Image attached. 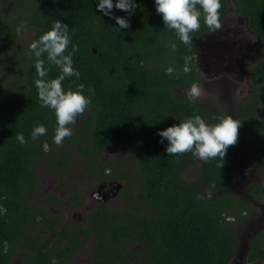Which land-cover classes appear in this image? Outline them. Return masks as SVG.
I'll use <instances>...</instances> for the list:
<instances>
[{
    "label": "trees",
    "instance_id": "obj_1",
    "mask_svg": "<svg viewBox=\"0 0 264 264\" xmlns=\"http://www.w3.org/2000/svg\"><path fill=\"white\" fill-rule=\"evenodd\" d=\"M234 1L250 18L260 55L251 71L253 87L232 116L240 121L237 142L223 160L200 161L203 183L221 192L208 197L182 176L191 153L168 155L167 140L162 144L157 135L158 129L194 114L209 123L230 115L177 90L202 84L195 39L210 32L203 23L186 46L165 28L154 0H135L130 16L113 8L112 17L96 10L98 0H0V264H77L74 259L89 246L91 257L82 264H230L239 246L236 221L254 207L230 191L240 167L242 136L245 166L264 171V119L257 111L264 99V0ZM227 9L222 0L221 17ZM115 16L127 17L130 27L114 29ZM57 19L68 25L79 46L73 66L80 79L66 77L63 86L94 90L91 105L70 125L73 134L61 145L53 142L54 112L41 107L37 95L36 58L29 54V43L21 41L28 29L34 30L31 41L38 39ZM71 50L70 44L66 54ZM186 57L190 73L183 71ZM41 59L47 78L59 75L46 54ZM168 66L175 68L171 78L165 74ZM36 125L48 131L33 140ZM17 133H23L25 144L17 142ZM72 145L86 164L78 173L74 169L81 161L73 159ZM118 146L131 148L125 158H102ZM39 164L62 172L61 182L66 177L74 183L81 177L124 182V207L100 203L84 213L82 222L64 225V216L44 205L59 203L56 194L36 192ZM252 189L258 194L262 184ZM76 193L73 203L79 206L85 197ZM248 258L264 262V232L252 241Z\"/></svg>",
    "mask_w": 264,
    "mask_h": 264
},
{
    "label": "clouds",
    "instance_id": "obj_2",
    "mask_svg": "<svg viewBox=\"0 0 264 264\" xmlns=\"http://www.w3.org/2000/svg\"><path fill=\"white\" fill-rule=\"evenodd\" d=\"M155 10L170 31H173L180 43L190 45L192 33L201 29L203 23L209 31L221 28L222 0H154ZM137 7L135 0H98L96 10L105 16H113V8L133 14ZM118 31L130 27L127 17L115 16ZM71 44V52H67ZM172 51L176 45H171ZM29 54L36 58L35 68L37 79L34 81L41 107L51 109L56 118L53 142L61 145L66 137H71L73 130L70 125L76 122L92 103L94 90L85 89L83 84L77 89H65L63 81L66 77L80 79V72L74 68L73 56L79 51V46L72 42V37L67 24L57 19L50 29L39 35L38 39L28 44ZM46 54L47 60L59 69L55 78H47L48 72L44 67ZM185 73H190L191 58H185L183 67ZM165 74L170 78L175 74V68L168 66ZM87 92V95H85ZM201 87L192 83L187 90L189 100L195 102L201 96ZM179 123L172 124L164 129H158L157 135L160 143L167 140L165 151L168 155L191 153L202 162L215 158L223 160L229 146L234 145L238 139L240 121L231 115H224L214 123H209L201 115L194 114L178 119ZM44 125H36L31 130V138L47 134ZM16 140L19 144L26 143L23 133H17ZM47 147V145L45 146Z\"/></svg>",
    "mask_w": 264,
    "mask_h": 264
},
{
    "label": "rangeland",
    "instance_id": "obj_3",
    "mask_svg": "<svg viewBox=\"0 0 264 264\" xmlns=\"http://www.w3.org/2000/svg\"><path fill=\"white\" fill-rule=\"evenodd\" d=\"M11 8L12 7H10L9 9L10 12L12 10ZM221 25L222 26L220 29L215 30L209 37L204 38L203 41L198 42L196 40V63L202 79V84L200 85L202 94L196 99L203 101L206 105L209 106L213 104L220 105L231 116L236 118L238 114L239 103L250 93L253 86L251 71L258 64L260 48L258 42H255L252 35H250L251 33H248V29H246V20L239 15L238 10H236L233 5L230 7L228 18ZM33 35L34 30L28 29L22 34L21 41L25 44L30 43L31 37ZM219 45L223 48L229 45L231 50L224 51V53H222L220 57H216L215 55L217 54V52H219ZM223 55L224 57H222ZM3 66L6 67L4 62ZM177 90L185 91L187 94V90L179 88H177ZM257 111L260 117L264 118V99L258 104ZM69 148L71 149L73 159L76 161H81L80 163H78V166L75 167V172L85 170L86 164L82 161V157L78 150L73 145L69 146ZM130 149L131 148L129 146H118L108 153L104 154L102 158L104 160L112 158H125L126 155L129 154ZM200 169V160L192 156L186 163L183 170L182 176L184 180L190 185L195 186L200 190L202 194L208 197L219 195L221 192L213 191L203 183ZM36 172L39 176V185L36 192L40 197L42 196L44 191L48 192L53 191L54 189H58L57 176L59 175L56 171H52L47 168V166L39 164ZM257 172L258 171L255 168H246L245 166H242L240 168L239 176L235 185V191L245 193V186H247V183L251 181V179L258 177ZM260 177L264 179V174H262ZM83 183L87 185L86 187H88L89 193H94L93 196L89 194V196L91 197L90 202L92 204L105 199L106 201L112 203V208L120 209L124 207V202L120 200L121 196L117 199V201L113 202V199L118 196V188L119 191L122 188L121 181L116 180L111 183L104 184V187L102 188L106 192L99 191L101 185H99L100 183L98 182L91 183L88 179H84L81 184ZM120 185L121 187H119ZM95 194L97 195L95 196ZM253 199L257 211H261L262 213H264V197L261 199ZM62 207L65 208L66 204L63 203ZM262 213H260V216L258 218H247L240 224L239 229L237 226V232L241 238H245L246 240L248 238L247 235H250L251 232L254 231L253 229L256 223L260 219H264ZM80 217L81 215L79 216V214L75 216L70 214L66 216V220H74V222L80 221ZM262 222L264 223V220ZM90 247L91 246H89V248L82 254H78L74 259V262H85L89 258ZM240 252L241 251L239 247L238 253ZM238 257L239 255L237 254V257L235 258L238 259ZM236 259L231 261L230 264H240L239 261L236 262Z\"/></svg>",
    "mask_w": 264,
    "mask_h": 264
},
{
    "label": "flooded vegetation",
    "instance_id": "obj_4",
    "mask_svg": "<svg viewBox=\"0 0 264 264\" xmlns=\"http://www.w3.org/2000/svg\"><path fill=\"white\" fill-rule=\"evenodd\" d=\"M252 77V76H251ZM253 87V86H252ZM252 89V88H251ZM246 98V97H245ZM244 98V99H245ZM243 99V100H244ZM220 106V105H219ZM221 108H223L222 106H220ZM264 119V118H263ZM113 150V149H112ZM111 151V150H110ZM81 155V154H80ZM84 162V161H83ZM245 166V164H244ZM246 167V166H245ZM246 168H255L258 172V177H255L254 179H251V181H249L247 183V186H245L244 189H246L245 193L244 192H236L235 191V185H236V182H237V179H238V176H239V172L237 173V177L235 179V183L234 185L232 186V188L230 189V191L232 192V194H234L235 196L241 198V199H244L246 201H249L252 203V205L254 206L253 207V210L251 211V213L247 216H244V217H240V219H238L236 221V224L238 226V229H239V226L242 222H244L247 218L249 217H259L260 216V213H262L261 211L258 212L257 211V208H256V205L254 204V199L253 198H258V199H261L264 197V179H262L260 176L262 174H264V171H262L259 166H255V167H246ZM201 171V169H200ZM79 172V171H78ZM77 172V173H78ZM62 172H58L57 174L59 176H57L58 178V189H54L53 191H48V192H43L42 194V197H44L47 193L49 192H53L56 194L57 198L60 199V202L59 203H54V202H49V203H46L44 204L48 209H50V211L57 215V214H62L64 216V225H68V224H71V223H74V220H69L67 221L66 220V216L68 215H77L79 214V216L81 215L80 217V221H75V222H82L83 221V215L85 212L87 211H92L94 208H96L97 205H99L100 203H106L108 204L109 206L113 207L109 201H106L105 199H102L98 202H95V203H91L90 200H91V197L89 196L90 195H94V193L92 192L89 193L88 191V187H86L87 185L85 183L81 184L83 182V180L85 178H78L75 183L72 181V180H68L67 177H66V180L64 182H61V180L59 179L60 178V175H61ZM261 173V175H260ZM89 181L92 183V179H89ZM113 181H116V180H102L98 183H100L99 185H101L99 191L100 192H103L104 189L102 187H104V184H107V183H111ZM119 181V180H118ZM85 182V181H84ZM122 188L120 189L119 191V188H118V196L115 197L113 199V202L114 201H117V199L120 197V200L123 201L122 199V194L124 192V188H125V183L122 182ZM257 183H261L262 184V190L260 191V193L258 194H255L253 193V189L252 187L257 184ZM121 187V185L119 186ZM59 191V192H58ZM77 191H79L81 194L84 195V199L82 200L83 201V204L77 206V203H73V201L75 200H78L77 199ZM106 192V191H104ZM97 194H95L96 196ZM79 197V196H78ZM95 198H98V197H95ZM64 201V202H63ZM90 202V203H89ZM63 203L66 204V207L63 208L62 205ZM90 204V205H89ZM59 206V208H58ZM239 211L235 210L233 212L234 216H233V219L236 220L237 217L236 215L238 214ZM263 214V217H264V213ZM264 219H260L256 225L254 226V231L251 232L250 235H247L248 238L245 240V238H241L237 232V235H238V239H239V246H238V249H237V252H236V255L235 257H237V254L239 255L238 259H236L235 257L232 259V261L234 259H236V262L239 261L240 264H264V262H258L257 260H254V261H249V253L251 251V245H252V241L261 233V232H264V223L262 222ZM239 247H240V253H238V250H239ZM91 249V247H90ZM90 249H89V258L85 261L87 262L90 257H91V253H90ZM82 254V253H80ZM243 255V257H242ZM241 257V258H240ZM241 259V260H240ZM85 262H81V263H77V264H82V263H85Z\"/></svg>",
    "mask_w": 264,
    "mask_h": 264
},
{
    "label": "water",
    "instance_id": "obj_5",
    "mask_svg": "<svg viewBox=\"0 0 264 264\" xmlns=\"http://www.w3.org/2000/svg\"><path fill=\"white\" fill-rule=\"evenodd\" d=\"M226 2H227L228 9H227V12L225 13V15L221 18V24L224 23L225 20L228 18L229 10H230V7L232 5L236 8V10H238L237 9V4H236V2L234 0H226ZM239 15L242 16L246 20V22H247V26H246L247 28L246 29H248L247 30L248 33L250 32L251 33L250 35H252L254 41L258 42V37L256 35V32L254 31V29L250 25V18L248 16L242 14L241 12H239ZM213 32L214 31H210V32L206 33L205 35H203V36H201L199 38H196L195 40H197L198 42H201V41H203L204 38L209 37ZM244 32H245V29H244ZM218 50H219V52H217V54L215 55L216 57H218V56L220 57V55L222 53H224V51L231 50V48L229 47V45L227 47H225V48H223V47H221L219 45L218 46ZM222 57H224V55ZM243 150H244V139H243V136H242L241 137V160H240V167H239L238 172L240 171V168L242 166H244V159H243V155H242Z\"/></svg>",
    "mask_w": 264,
    "mask_h": 264
}]
</instances>
